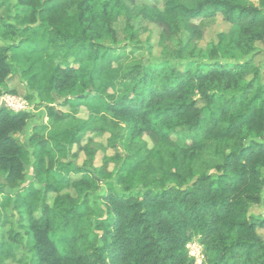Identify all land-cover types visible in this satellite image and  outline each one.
Wrapping results in <instances>:
<instances>
[{
	"label": "trees",
	"instance_id": "obj_1",
	"mask_svg": "<svg viewBox=\"0 0 264 264\" xmlns=\"http://www.w3.org/2000/svg\"><path fill=\"white\" fill-rule=\"evenodd\" d=\"M12 1L0 0V101L16 96L6 85L18 75L48 120L72 119L55 103L84 108L89 120L35 132L29 150L18 136L33 113L0 109V177L14 190L29 168L33 176L0 197V226L12 207L30 259H16L21 240L9 231L0 264H197L193 243L201 264H264V215L251 213L264 212V143L255 140L264 135V85L251 56L264 45V0ZM217 15L229 30L200 51ZM119 19L127 44L114 47ZM138 22L160 30V61L135 59ZM90 129L113 151L99 168L92 141L82 145ZM102 183L104 209L91 198Z\"/></svg>",
	"mask_w": 264,
	"mask_h": 264
},
{
	"label": "rangeland",
	"instance_id": "obj_2",
	"mask_svg": "<svg viewBox=\"0 0 264 264\" xmlns=\"http://www.w3.org/2000/svg\"><path fill=\"white\" fill-rule=\"evenodd\" d=\"M136 5H142L147 3L145 0H134ZM12 3L15 5L16 0H13ZM255 3V1H254ZM256 4V3H255ZM159 7H162V4L159 3ZM123 21L122 19H119L115 24L114 28L117 32H119L118 37V43L117 45H113L114 47L122 46L124 43L127 44L125 41L124 35L121 33L123 30ZM135 30H138L136 40L140 44V48L137 49L134 53L135 59H142L144 62H150L155 63L160 61L162 51H163V44L158 39L159 29L152 24H147L143 22H138L135 26ZM229 30V24H227L223 18L220 15H217L211 25L206 27V30L204 31L202 40H200L196 46L200 51H204L208 49L209 44H216L218 42V36L221 35V33H225ZM105 43H110L108 40L105 41ZM173 48H176V41H173L172 43ZM130 47V46H129ZM257 51L251 55L253 57V63L259 67L260 69V78L261 83L264 85V76H263V66H264V45L258 43L256 45ZM204 54L202 53L200 55V59L204 61ZM251 56H248L246 58L250 59ZM230 62V61H229ZM241 62V61H240ZM173 64L179 70L180 72H183L185 70V62L180 61H174ZM250 79V78H249ZM7 89L14 90L16 96L7 95V97L10 99V106L17 108V109H26L28 111H31L33 113V118L27 122L26 127L24 128L23 132L18 136V139L20 142L28 147V141L30 136L35 133L39 132L42 135H49L54 132L62 131L63 129L70 128L72 126H76L80 124L83 121H88V114L85 111L84 108L78 109L76 112H73L68 108H60L57 107L58 111H62L64 113H71L72 119L66 122L62 123H54L47 119L46 113L44 112L43 108H36L39 101L36 99V95L29 91V89L25 86L23 81L21 80L20 76L15 75L10 78V80L7 82L6 85ZM29 95H34L33 101H28L27 97ZM203 104L199 103V107H202ZM91 123H89V126ZM106 138L107 135H97L95 131L88 130L83 134V142L82 145H84L87 142V139H90L93 143V146L97 149L95 160H94V167L99 168L103 166V159L107 158L111 155H113V151L111 149L106 148ZM145 140L148 142V145H150L149 140L145 138ZM258 142L264 143V135L260 138L255 139ZM120 150L123 151V146L120 147ZM73 153L77 155L76 158H73L72 160L75 161V164L77 166H82V164L85 161V156L82 151H79L77 147H74L72 150ZM106 171H112L113 165L108 164L106 167ZM72 179H78L77 176L71 175ZM33 179L31 169L29 168L27 170V176L25 178V181L21 186L17 189H10L4 179L0 177V197L2 194H8L10 196H13L17 191H20L21 188L26 186L31 180ZM140 190V188H138ZM72 195L74 194L73 190H70ZM106 193V185L104 183L101 184L100 190L92 195V200L100 206L102 209H104L100 196L104 195ZM53 195L48 196V203H51L53 199ZM3 212L0 211V221H1V215ZM5 216L8 219V222L6 226L1 227L0 226V242H7L8 240V232L12 231L18 236V239L21 240L20 243H16L13 245L14 251L16 254V259H24L29 260L30 254H29V244L27 242V235L25 233V221H21V218H19L16 211L13 210L12 207H9L5 210ZM251 213L254 215H257L258 213H261L264 215V212L261 210L260 207H253L251 209ZM34 216H37L34 215ZM258 232L262 235L264 238V231L258 230ZM10 242V241H9ZM189 256L195 260L197 264H201L202 258H201V247L196 244H190L187 246ZM6 264H14L11 262H7Z\"/></svg>",
	"mask_w": 264,
	"mask_h": 264
},
{
	"label": "built area",
	"instance_id": "obj_3",
	"mask_svg": "<svg viewBox=\"0 0 264 264\" xmlns=\"http://www.w3.org/2000/svg\"><path fill=\"white\" fill-rule=\"evenodd\" d=\"M1 100H4L5 105L7 106V108H11V109H14V110H19L17 108H14V107L10 106V99L7 97V95L2 97ZM20 110H22V109H20ZM201 258H202V255H201Z\"/></svg>",
	"mask_w": 264,
	"mask_h": 264
},
{
	"label": "water",
	"instance_id": "obj_4",
	"mask_svg": "<svg viewBox=\"0 0 264 264\" xmlns=\"http://www.w3.org/2000/svg\"><path fill=\"white\" fill-rule=\"evenodd\" d=\"M57 103H55L54 105H52V107H55ZM7 108V106L5 105V102L4 100H1L0 101V109H5Z\"/></svg>",
	"mask_w": 264,
	"mask_h": 264
}]
</instances>
